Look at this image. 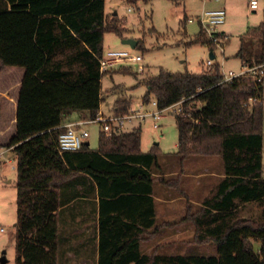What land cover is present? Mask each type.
Wrapping results in <instances>:
<instances>
[{
  "label": "trees",
  "instance_id": "16d2710c",
  "mask_svg": "<svg viewBox=\"0 0 264 264\" xmlns=\"http://www.w3.org/2000/svg\"><path fill=\"white\" fill-rule=\"evenodd\" d=\"M123 30L117 16L106 13L104 0H0V69H24L14 131L0 142V148L11 147L16 161L13 264H57L61 191L81 174L99 194V264H264V13L240 35L236 56L246 69L231 79H224L218 61L199 72L160 68L139 77L121 70L145 85L144 102L152 96L158 109L181 102L177 150L164 153L178 165L169 179L154 172L162 153L141 150L140 127L101 131L95 149L86 142L77 151L58 149L65 115L99 114L101 77L107 72L99 66L104 35L122 36ZM188 43L206 44L214 53L201 28ZM127 104L117 99L115 114L128 112ZM212 155L220 158L223 177L196 210L186 203L182 222L192 224L196 242L213 241L215 254H145L138 233L125 240L126 233L117 232L156 225V182L182 192L184 161ZM250 202L260 207L257 219L241 214Z\"/></svg>",
  "mask_w": 264,
  "mask_h": 264
},
{
  "label": "rangeland",
  "instance_id": "374dc122",
  "mask_svg": "<svg viewBox=\"0 0 264 264\" xmlns=\"http://www.w3.org/2000/svg\"><path fill=\"white\" fill-rule=\"evenodd\" d=\"M225 7L227 11L226 23L219 28H225L229 34V41L223 45L221 51L218 47L214 48L216 59L220 63L222 72L232 70L234 73L244 68L242 61L237 54L240 45V35L248 26L259 24L263 19L264 0H257L258 7L253 12L248 5V0H227ZM105 11L108 14L116 15L124 27L123 35L120 36L114 32H106L103 39L104 51L126 50L131 54L141 56L140 63L143 69H138V63L128 61L121 65L112 67V73H105L102 80V100L101 112L104 116H110L114 111L115 100L125 99L128 101V111L137 109L143 105L144 110H158L151 96L148 102L142 100L145 93V85L138 84L137 77L130 73L120 72L121 70L135 71L142 77L148 73H156L160 68L171 71H192L198 72L206 68V60L210 58V47L203 43L189 44L199 31V22L193 20L189 22L186 17H195L202 8L222 6L221 1L215 0H104ZM130 8V9H129ZM124 38L138 40L141 45L131 47L124 43ZM215 47V46H214ZM20 67V66H19ZM23 68V67H22ZM119 70V71H118ZM18 71V70H17ZM24 72V70H23ZM18 72H4L1 74L0 87L12 80L18 75ZM15 88H13V92ZM174 107L164 109L161 115L156 119L147 115L143 119L138 117L125 119L120 128L122 130H131L134 127H140V148L142 151L157 149L160 169H154L155 174L159 173L164 178L175 177L178 173V165H174L176 158L166 156L177 150L178 127L176 123V112ZM0 142L6 141L14 131V125L11 123L13 113L12 104H8L4 97H0ZM263 113H264V89H263ZM115 114V113H114ZM156 124V125H155ZM83 128L89 132L87 137L88 146L95 149L98 146L99 134L103 130L102 123L99 121L88 122ZM15 155L12 150L4 151L0 161V257L5 250L7 263L14 262V223L16 220V169ZM215 172L217 175L222 171L221 160L218 156H193L184 161L183 174L180 176L179 187L182 192L174 190L175 197H183L181 201L175 200L173 207L186 212V203L191 204V209L196 210L213 181L205 187H195L187 179L191 172ZM262 170L264 174V120H263V149H262ZM157 177V175H155ZM159 181L156 182L158 186ZM209 191H214V186ZM205 195V196H204ZM196 201H191L190 199ZM160 208V207H159ZM241 214L246 217L259 218L260 207L256 203H250L242 206ZM176 215L175 217H177ZM160 220H158V223ZM178 222V221H176ZM179 223V222H178ZM186 225L183 232L178 234L174 242H164L166 240H153L152 251L159 253L191 252L194 254H215L216 246L211 240L204 242L195 241L194 227L190 222H181ZM157 233L156 235H160ZM158 237V236H156ZM161 237V236H160ZM154 239V238H153ZM255 248H258V242L251 240ZM176 243V244H174Z\"/></svg>",
  "mask_w": 264,
  "mask_h": 264
},
{
  "label": "crops",
  "instance_id": "0c3cea01",
  "mask_svg": "<svg viewBox=\"0 0 264 264\" xmlns=\"http://www.w3.org/2000/svg\"><path fill=\"white\" fill-rule=\"evenodd\" d=\"M215 1L216 2L221 1V3H223L221 5L226 10L225 4L226 2L228 3L227 0H215ZM248 5H249V0H248ZM7 6L9 8V5ZM217 7H221V6H217ZM210 8H216V7H210ZM203 9H209V8H202V10ZM201 11L199 13H196L195 17H197L201 13ZM252 11L255 12L256 8H252ZM226 15H227V11H226ZM224 23H226V18ZM221 30L228 35V41H229V34L226 31V29L222 28ZM209 55L210 58H212L213 60L216 59L215 52L213 53L210 50ZM111 69L112 67L108 69L106 72L110 76H112ZM245 69L246 67L244 66V68L240 69L237 73H241ZM17 70L19 71L18 75L16 77H13L12 80H10L9 82L5 83L2 88L0 87V97L1 96L4 97L7 100V103L12 104L13 106V113L11 117V123L13 125H15V119H16L17 94L20 86V81L24 73L23 72L24 69L19 66H6L0 69V79H1V74H3L4 72H10V75H12V73L18 72ZM102 78L103 76L101 77V97H102V80H103ZM13 88H15L14 92H13ZM99 113L102 114L101 107ZM114 113L115 111H113V114ZM88 117H89L88 112L75 110L65 115L63 119V124L70 121H76ZM86 142L88 143V141ZM3 149L4 151L12 150L11 147H3ZM174 165L176 164L174 163ZM186 175H187V179L190 180L191 184L195 187L199 186L205 189V187L208 186V184H210L212 181L214 182L212 183V185L215 184L214 186L216 187V185H218V183L220 182V179L223 177V168L218 175L215 172H209L208 169L206 172L205 171L195 172V173L191 172ZM79 179L80 180H77L67 185L61 191L62 205L59 207L58 210L57 264H99L100 239H101L100 224H99L100 222L99 194L97 193L96 185L94 184V182L90 177H88L85 174H81V177ZM212 185L208 188L205 195H211L213 193V192L209 193V191L212 189ZM174 190H175L174 188H169L168 186H165L160 183L158 184V186L156 184L154 185L153 196L155 198V209H156L155 213L157 220L156 225L149 226L148 228L143 227L142 230L137 229V232L135 227L128 228L126 226H123L121 229L119 228L117 229L118 230L117 232L126 233L125 240H129L130 236H133L134 233H138L140 238L139 251L141 253H145V254L151 253L153 248L152 246L153 240L158 241L159 239V241L166 240L164 242H174L177 240L178 234L185 230L186 225L181 223L185 211L183 212V210L181 211L180 209L177 208L175 209L173 207L174 204L173 202H175L176 199L180 200L179 202L183 203V201H181V198L183 197L173 196L172 192ZM75 194L76 195L78 194V196H75ZM190 200L196 201L195 199L192 198ZM250 203H254V202H250ZM250 203H246V204H250ZM176 215L178 216L175 217ZM158 220H160L159 223ZM176 221H178L179 223ZM191 227L193 226L191 225ZM157 233H161V234L156 235ZM174 253H178V252H174Z\"/></svg>",
  "mask_w": 264,
  "mask_h": 264
},
{
  "label": "built area",
  "instance_id": "2783aa9c",
  "mask_svg": "<svg viewBox=\"0 0 264 264\" xmlns=\"http://www.w3.org/2000/svg\"><path fill=\"white\" fill-rule=\"evenodd\" d=\"M249 6L251 8H257L258 1L257 0H249ZM130 9V8H129ZM226 18V10L223 6L216 8L203 9L201 13L197 17H188V21L197 20L200 24V28L202 29L205 37L210 41V43L218 47L221 51H223V45L228 40V35L222 31L219 27L224 24ZM141 56L138 54H131L126 50H105L103 55L99 58V66L100 71L105 72L111 67L115 65H121L128 61L138 63V69H143V65L140 63ZM213 62L212 58H208L205 62L206 66L211 65ZM242 73V72H241ZM224 79L228 80L232 77L240 74L234 73L233 71L223 72ZM155 103V101H154ZM156 104V103H155ZM178 106L173 108V111L179 113L181 111V102H177L170 107ZM166 107V108H168ZM164 108V109H166ZM164 109H158L156 111H148L143 109V105H139L137 109H130L128 112L123 114H112L110 116H104L99 113L95 118H84L76 121H70L63 126L65 130L60 132L58 136V149L59 151H77L79 150L84 143L87 141V137L89 136V132L83 128V125L88 122L99 121L102 123L103 130L106 132H110L113 127H120L125 119L138 117L143 119L146 115H151L154 118H158ZM156 125V124H155ZM4 153V149L0 148V161L2 159V155Z\"/></svg>",
  "mask_w": 264,
  "mask_h": 264
},
{
  "label": "water",
  "instance_id": "95a60500",
  "mask_svg": "<svg viewBox=\"0 0 264 264\" xmlns=\"http://www.w3.org/2000/svg\"><path fill=\"white\" fill-rule=\"evenodd\" d=\"M124 43L129 44L131 47H135L137 44V40L136 39H132V38H124L122 40ZM87 144V142H86ZM8 259L5 257V250L2 251V255L0 257V263L1 264H5L7 263Z\"/></svg>",
  "mask_w": 264,
  "mask_h": 264
}]
</instances>
